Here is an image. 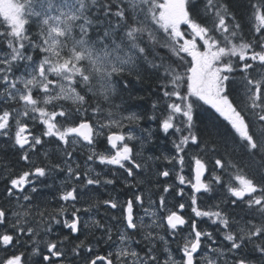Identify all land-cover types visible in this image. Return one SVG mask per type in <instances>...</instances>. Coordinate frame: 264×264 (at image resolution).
<instances>
[{"label": "snow or ice", "instance_id": "obj_1", "mask_svg": "<svg viewBox=\"0 0 264 264\" xmlns=\"http://www.w3.org/2000/svg\"><path fill=\"white\" fill-rule=\"evenodd\" d=\"M249 3L251 41L226 0H0V150L14 148L28 166L6 176L0 191V264H27L20 248L36 257L33 264H264V0ZM146 78L158 93L148 119L174 148L163 157L172 168L154 173L142 155L154 130L124 131L142 117L123 115V94ZM204 105L227 132L215 123L197 127ZM37 125L39 134L31 130ZM48 144L55 145L43 151L48 162L34 164ZM192 150L194 182L184 175ZM60 173L64 203L50 207L41 190ZM173 174L158 202L140 192L97 201L89 187L114 185L118 176L126 187H151ZM182 185L191 188L190 203L182 202ZM199 196L214 203H198ZM68 202L71 216L62 219ZM100 205L103 221L95 218ZM81 212L89 219L82 222ZM205 218L211 230L200 226ZM57 226L75 237L72 258L69 235L61 238ZM86 229L99 232L107 256L80 238ZM166 237L177 243L179 260Z\"/></svg>", "mask_w": 264, "mask_h": 264}, {"label": "trees", "instance_id": "obj_2", "mask_svg": "<svg viewBox=\"0 0 264 264\" xmlns=\"http://www.w3.org/2000/svg\"><path fill=\"white\" fill-rule=\"evenodd\" d=\"M226 2L228 3V5L230 6L231 11L235 14L237 20L241 23L242 25V34L243 37L248 40L251 41L254 35V26H255V21L252 18V8L250 6L249 0H226ZM32 28V30L35 29V26L32 25L30 26ZM0 30H2V25H0ZM264 31V30H262ZM4 45H0V48H3ZM136 89H134V88ZM131 91L129 93H124V95L126 96V100H132L134 102H128L131 103L129 104V106L133 109H136V103L135 102H145L147 105V109L151 107L152 109V104L154 103V101L157 100L156 97L153 96L154 94H157L156 88H157V84L155 82V80L153 78H146L143 83H134ZM152 115V114H150ZM196 121H197V127H203L204 125L210 124V123H215L218 125V127L220 128V130L222 132H227V126L226 123L223 122L221 119H216L215 115L213 113V111L206 105H204L201 109H199L196 113ZM154 136V135H153ZM154 139V137H153ZM151 141V148L155 149L156 151L159 150L160 146L157 144L153 145V140ZM136 146H138L136 144ZM12 147H7L6 149H2L0 150L1 154H0V173H3L2 176L5 179V177L7 176L8 178H13L19 174H22L23 171L28 170V166H26L24 164L23 161H21L19 159V153ZM55 145L48 144L46 145V148L41 150V153L38 156H33L32 160L33 163L35 162V164L38 165H44L46 164L48 161L45 160V157L43 155V151H49V153L51 154V152L54 150ZM195 153H197L194 150ZM79 152L76 154V156H78ZM198 155V153H197ZM84 157H86L85 154H82L81 156V163H83ZM80 158V157H79ZM77 157V159H79ZM52 159L56 160L59 159L58 156H52ZM211 167V165H209ZM5 168L11 169L10 172H5ZM63 173L58 174L57 176V181L56 184H54L52 187L50 188H43L42 194L50 201V207H57L58 205H60L62 201L58 200V192H57V188L59 186V182L60 180L63 178ZM120 182L123 183L122 179L119 178ZM7 181L5 179V184L6 185ZM51 183V181L49 182ZM4 186H0V191L3 190ZM112 188V187H111ZM110 188V189H111ZM103 189V188H102ZM143 190V189H142ZM145 193L147 192L144 191ZM102 190H100L99 188L94 189L93 191V198L96 200V198L94 196L98 195L99 200L102 199ZM67 212L65 213L64 217L62 219H67L66 215ZM56 232L61 236V238L64 235H69L70 230H67L66 228H61L59 226H57L56 228ZM91 233V232H90ZM78 235L80 236L81 239L85 238V235H82L81 233H78ZM90 235V234H89ZM97 237H93V235H90L89 240H95ZM75 237L69 235V240L65 242V250L68 252L69 257L71 256V249L73 247V241H74ZM41 247H43V245H41ZM17 252V254L19 253H27V254H31L30 251L24 249V248H20L15 250ZM2 253V252H1Z\"/></svg>", "mask_w": 264, "mask_h": 264}, {"label": "flooded vegetation", "instance_id": "obj_3", "mask_svg": "<svg viewBox=\"0 0 264 264\" xmlns=\"http://www.w3.org/2000/svg\"><path fill=\"white\" fill-rule=\"evenodd\" d=\"M134 88V87H133ZM134 89H136V88H134ZM157 95H158V93L157 94H154L153 93V96L154 97H156L157 98ZM123 96H124V105L123 106H126V107H130L129 106V104H131V103H128V102H134V101H132V100H126V96L123 94ZM117 103H120V101H119V99L117 100ZM136 103V109H134L133 111H135L137 114H139L141 117H144L146 120H145V123L148 125L149 124V119H148V117L150 116V114L151 113H153V109H151V107L150 108H148L147 109V105H146V103L145 102H135ZM138 110H140V112L138 111ZM158 112V111H157ZM150 128V126H147V128H145V129H149ZM147 133H145L144 135H146ZM99 140H100V143H99V145H98V147H99V149L102 147L103 149L105 148V147H107V145H106V140L103 138V137H101V138H99ZM11 149H13V148H11ZM0 154H1V152H0ZM149 156H152V157H160V154H159V152L158 151H156L155 149H153V148H151V142L150 143H147V144H145V146H144V148H143V158H144V160L145 161H147V162H149L147 165H148V167H149V169H150V171H152V170H160V167H158V164H162L163 163V157H162V153H161V157H160V159L159 160H157V159H154V160H156V161H153V162H151V160H147V157H149ZM86 159V158H85ZM84 159V160H85ZM137 160H140V158L139 157H137ZM151 162V163H150ZM156 163H157V165H156ZM192 164H193V161H192ZM100 171V170H99ZM190 172H191V170L190 169H185L184 170V173L185 174H187V176H186V179L187 180H191V181H193V177H192V175L190 176L189 174H190ZM191 177V178H190ZM175 180V177H174V175H172V176H170V177H168V178H165V177H159L158 178V181H153V184H152V186L151 187H149L148 185H146V184H141V185H139V186H137V187H130L129 186V190H126L125 188H126V186H125V184L124 183H122V182H120V180H119V176L117 177V179H116V183L114 184V185H105V186H101V187H99V189L100 190H102V199L101 200H99V198H98V195L97 196H94L95 198H96V200L97 201H102L103 199H108L109 197H112L111 195H110V191H113V193L114 194H116V197L118 196L122 201H124V200H126L129 196H131V194L133 193V192H140V193H142L145 197H147L149 194H151L152 196H153V199L154 200H157V202H158V197H159V195L160 194H162V188H163V186H164V182L165 181H167L168 183H172L173 181ZM157 183H159V187H156L155 185L157 184ZM4 184H5V179L3 178V176L2 175H0V186H4ZM112 187V188H111ZM180 187H184L185 188V193H186V195H185V197H184V200L182 201V202H185L186 204L187 203H190V201L188 200V194L191 192V188H190V186H187V185H182V186H180ZM103 188V189H102ZM111 188V189H110ZM143 189V190H142ZM147 189V192L145 193L144 191ZM108 190H109V192H108ZM134 190V191H133ZM132 191V193H130ZM219 196L220 197H223L221 194H219ZM176 199L177 200H179L180 199V197H176ZM95 200V199H94ZM198 201L200 202V203H202V204H204V205H207V204H210V203H214V202H210V201H207V200H205V198L203 197V196H199L198 197ZM93 201H80V206L81 205H86L87 203H92ZM175 201H173V203H174ZM100 208H99V214L98 215H96V219H99V220H101V221H103L104 220V218H105V216H106V213H105V211H104V207H103V205H100L99 206ZM222 207H223V205H222ZM140 211V215L141 216H143L144 215V213H143V210L142 209H140L139 210ZM95 212V211H94ZM185 212L187 213V215H192L191 214V210H190V208H187L186 207V209H185ZM80 214V217H81V220H82V222L83 221H86V213H84V212H81V213H79ZM94 214V213H93ZM148 218L147 217H145V220H147ZM112 223H115V221H113ZM200 226L201 227H204V228H206V229H208V230H211V228H212V226H211V224H210V222L209 221H207V219L205 218L203 221H201L200 222ZM87 230V229H86ZM85 230V231H86ZM87 234H88V232H86ZM161 234H163V230H161ZM115 238V237H114ZM136 239H139V237H136ZM166 239H168L169 241H170V248H171V250H172V252H173V255H174V257L177 259V260H179L180 259V257H181V255H182V253H180L179 251H177V243H174V242H171V237H166ZM179 239V238H178ZM222 239V238H221ZM97 240V239H96ZM92 247L94 248V254H98V255H103V256H107V254H108V252L110 251V248L108 247V245H106V244H97L96 243V241H95V244L94 245H92ZM210 257H212V253H207ZM30 255H28L27 253L26 254H24V257L26 258V260H27V264H33V261L36 259V257H34V258H32V257H29ZM3 258H4V254H0V261H2L3 260ZM51 259H56V258H54V257H52ZM61 260H63V258H61ZM97 264H103V262L102 261H98L97 262Z\"/></svg>", "mask_w": 264, "mask_h": 264}, {"label": "rangeland", "instance_id": "obj_4", "mask_svg": "<svg viewBox=\"0 0 264 264\" xmlns=\"http://www.w3.org/2000/svg\"><path fill=\"white\" fill-rule=\"evenodd\" d=\"M70 103V102H69ZM139 112H140V110H138ZM127 114H129V113H126V112H123V115H127ZM28 123H32L31 121H28ZM39 127V125H37V126H35L34 128H38ZM54 139V138H53ZM169 148H171V149H174L173 148V144H170L169 146H168ZM166 155H169V152H168V150L167 151H165V156ZM153 161H156V160H154V159H152L151 160V162H153ZM150 162V163H151ZM146 163L148 164L149 162H147L146 161ZM193 164L191 165L190 164V162L189 161H187V165H186V167H185V169L187 170V169H190L192 172H193ZM94 167H95V169H96V171H98V172H105L106 173V170L104 169V166H102V165H94ZM100 170V171H99ZM93 175H95V173H93ZM174 175V174H173ZM175 177V176H174ZM89 187H91V188H93V189H96V187L95 186H89ZM147 190V189H146ZM145 190V191H146ZM134 191V190H133ZM108 192H109V190H108ZM130 193H132V191L130 192ZM110 195L112 196H114V197H116V194H114L113 193V191H110ZM117 198L121 201V202H123L118 196H117ZM69 204H72V202H69ZM100 208V207H99ZM95 211V210H94ZM89 215L90 214H86V220H88L89 219ZM207 219V218H206ZM210 222V221H209ZM67 229V228H66ZM67 230H69V229H67Z\"/></svg>", "mask_w": 264, "mask_h": 264}]
</instances>
